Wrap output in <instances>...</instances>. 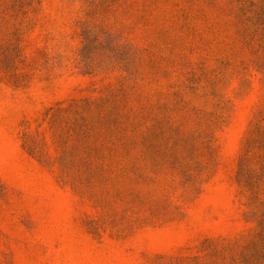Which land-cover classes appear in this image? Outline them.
<instances>
[{
    "label": "rangeland",
    "instance_id": "rangeland-1",
    "mask_svg": "<svg viewBox=\"0 0 264 264\" xmlns=\"http://www.w3.org/2000/svg\"><path fill=\"white\" fill-rule=\"evenodd\" d=\"M261 128L264 0H0V264H264Z\"/></svg>",
    "mask_w": 264,
    "mask_h": 264
},
{
    "label": "trees",
    "instance_id": "trees-1",
    "mask_svg": "<svg viewBox=\"0 0 264 264\" xmlns=\"http://www.w3.org/2000/svg\"><path fill=\"white\" fill-rule=\"evenodd\" d=\"M262 129L261 128V147H260V153H259V163H258V167L256 169H252L249 167L248 165V157H247V153L244 154V156L242 157V159L240 160V168H239V173L244 175L246 177L247 180V185L249 187L250 190H254L259 186H262L264 183V137L262 134ZM254 186V188H253ZM264 186V185H263ZM264 202V201H263ZM260 231H262V233H264V212H263V218L262 221L260 223ZM257 255V254H256Z\"/></svg>",
    "mask_w": 264,
    "mask_h": 264
}]
</instances>
